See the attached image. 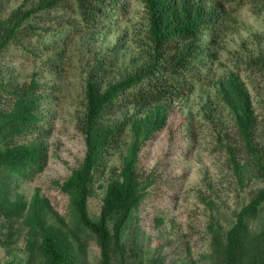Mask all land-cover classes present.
Returning a JSON list of instances; mask_svg holds the SVG:
<instances>
[{
    "label": "rangeland",
    "instance_id": "1",
    "mask_svg": "<svg viewBox=\"0 0 264 264\" xmlns=\"http://www.w3.org/2000/svg\"><path fill=\"white\" fill-rule=\"evenodd\" d=\"M126 2L127 12L122 9L118 17L97 26L81 22L72 3L35 11L0 55V111L9 115L16 104L13 93L35 79L44 94L40 112L46 117L40 139L36 134L9 133L8 128L0 133V150L37 142L45 153L43 169L28 180L0 171V187L10 184L8 198L15 202L22 195L28 205L22 217L8 218L0 210V264H48L42 242L51 226L66 242L74 264H102L98 236L81 224L62 186L87 153L82 130L87 75L96 70L100 84L107 87L133 74L153 47L143 0ZM212 2L225 6L215 40L209 42V32L205 37L215 57L208 71H195L200 76L197 84L182 79L185 97L172 102L167 123L142 143L137 170L147 188L122 231L124 257L111 241V264H223L213 248L214 233L225 240L238 215L263 188L248 166L235 119L220 106L217 92L224 78L239 77L251 97L259 140L264 130V69L252 62L261 58L264 63V2L206 0ZM1 4L2 20L7 21L15 13L25 16L37 10L40 0ZM210 102L215 111L211 117L204 110ZM139 109L116 107L106 119V125L126 127L120 145L105 154L94 174L88 201L94 223L101 222L109 184L121 178L134 143V123H142L153 110ZM36 193L46 200L42 227L30 218ZM116 219L108 224L112 232ZM246 224L253 235L262 230L264 203Z\"/></svg>",
    "mask_w": 264,
    "mask_h": 264
},
{
    "label": "trees",
    "instance_id": "2",
    "mask_svg": "<svg viewBox=\"0 0 264 264\" xmlns=\"http://www.w3.org/2000/svg\"><path fill=\"white\" fill-rule=\"evenodd\" d=\"M126 1L40 0L37 10H32L25 16L15 13L10 19L3 21L0 0V55L17 38L24 19L29 18L35 11L72 3L73 6L75 4L73 10L81 22L97 26L107 20L111 21L110 17H118L122 9L127 12ZM143 4L148 17V36L153 45L148 52L147 61L133 74L107 87L100 84L98 80L100 73L96 70L87 75L82 127L87 153L83 164L62 186V191L71 197L81 224L98 236L102 264H111L112 240L124 257L125 252L121 246L122 231L133 209L143 200L147 188L143 185L137 170L141 145L167 123L172 102L185 97L187 91L182 79L190 78L189 81H193L194 85L200 78L195 71L209 70L208 62L215 56L208 52V43L215 40L220 16L225 11L224 4L216 2L206 4V0H143ZM207 32L209 42H206L205 38ZM252 64L264 69L261 58L255 59ZM186 79L185 82H188ZM13 95L16 104L12 112L6 115L0 111V133L8 128L9 133L36 134L37 139L42 138L41 135L45 134L41 129L46 117L40 112V106L45 98L40 91L39 83L34 79L28 88ZM217 99L220 106L233 115L248 166L253 170L255 177L262 181L263 188L238 215L236 224L225 240L220 233H214L213 248L223 264H264V226L258 234L253 235L246 224V218L256 214L264 203V130L258 140L259 124L255 118L251 97L237 75L230 74L220 82ZM129 105L138 106L142 112L148 111L149 108L153 110L141 120L142 123H134L132 130L134 143L125 157L121 178L109 184L101 222L94 223L88 211L91 183L96 170L104 162L105 154L120 145L126 127V124L115 127L106 125L105 122L107 117L115 112L116 107L123 108ZM211 105L213 104L210 102L204 106L205 113L210 117L215 113ZM11 126L13 128L9 129ZM229 151L232 153L233 149L229 147ZM44 157V148L37 142L0 150V171L9 173L15 180H28L31 175L43 169ZM234 164L235 170L239 173V164L235 160ZM9 188V183H4L0 187V210L8 218L22 217L28 207L27 202L22 195H18L15 202L11 201L7 196ZM45 202L46 200L36 193L30 204V218L35 226L42 227L46 223ZM115 216L117 219L112 232L108 224ZM42 244L43 257L48 264H74L66 242L52 226L44 236Z\"/></svg>",
    "mask_w": 264,
    "mask_h": 264
}]
</instances>
